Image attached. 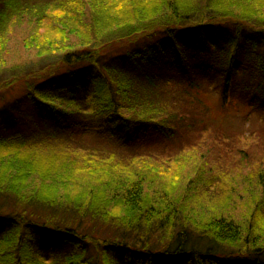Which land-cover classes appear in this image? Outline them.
I'll return each mask as SVG.
<instances>
[{"label": "trees", "instance_id": "16d2710c", "mask_svg": "<svg viewBox=\"0 0 264 264\" xmlns=\"http://www.w3.org/2000/svg\"><path fill=\"white\" fill-rule=\"evenodd\" d=\"M22 19L47 56L0 73V264H264L260 184L240 221L226 195L184 206L213 188L222 117L264 136V0H0V67Z\"/></svg>", "mask_w": 264, "mask_h": 264}, {"label": "rangeland", "instance_id": "374dc122", "mask_svg": "<svg viewBox=\"0 0 264 264\" xmlns=\"http://www.w3.org/2000/svg\"><path fill=\"white\" fill-rule=\"evenodd\" d=\"M56 15L58 14L53 13L54 17H57ZM14 18L16 17L10 18L8 25L17 23L18 20ZM33 28L34 20L31 22L30 19H22L21 23L12 28L11 32L6 37V40L4 41V49L1 54L2 63L0 67V73H3L4 75H2L3 78L1 79V81L4 80L2 83L3 85L11 84L12 79L22 73H25L23 69L28 66H33V68L36 69L37 62L47 56L46 55L40 58L41 55L30 37L32 35ZM34 39L38 44H40V41L36 37ZM65 45L67 48H76L79 46V42L74 37L71 39L68 38ZM204 79L205 81L211 82L207 78ZM168 87V90L170 91L174 88L173 84H169ZM17 92L18 90H15L12 94L15 95ZM1 94L6 95L7 98L5 101L0 99V114H2L0 119V128H2L1 122H5L1 121L2 117L8 112L6 107L9 106L10 101L14 98L13 96L9 97V94L4 90L0 91V95ZM212 94L214 96L216 95L215 92H212ZM183 110L185 111V109ZM244 113L245 110L242 107H238L230 112L229 115L220 119V121H224V123L220 122L221 127L226 129L228 132V134L224 133V137H230V141L224 142L220 140L217 144H214L211 159L208 158L204 161L207 163L206 167L211 166L217 173V175L213 178V188L196 194L194 198L192 197L195 193L192 192L188 196V199H190L189 202L184 203L185 207L190 209L192 208V210L196 212L194 217L201 215L202 209H211L212 207H207V205L211 204L209 202L217 201L219 198L226 195L228 196L226 204H229L228 215L231 214L234 216L236 221H240L243 218L244 213L247 211V206L251 200L250 198L252 192L259 184L261 191H259L258 194L260 197L264 198V141L262 142V139L264 140V136L263 138L261 137L262 139L255 138L257 135L255 134V130L261 127L263 121L260 116L253 115L249 118L247 123L244 124ZM102 121L105 122V128H111V125H106V123H108L106 118ZM149 126L152 127V125ZM142 129L143 128L140 130ZM140 130L137 132L134 127H130L127 137H130V139L135 138L143 140V134H138ZM88 134L89 132L87 131L86 136ZM137 134L139 137H136ZM34 135L36 137L44 136L45 131H43V129L41 131H36ZM236 136H240V139H234ZM127 139L130 143V139ZM227 149L233 153L232 158H228L225 154ZM218 154L221 156L218 157ZM226 158L228 159L226 160ZM189 160L190 159H188L186 163ZM185 166V169H181V166H177L175 171H178L179 173L185 172L182 173V175L185 174L184 178L186 180V177L190 176V168H192V165L186 164ZM259 170H261L262 173H259ZM34 178L35 177L28 178L26 183L27 192L25 193L29 194L32 192V187L36 183ZM219 178H221V180H219ZM221 183L225 185L226 193L218 191L219 189L217 187H220ZM60 193H62L61 190ZM235 249L238 250L240 247H235Z\"/></svg>", "mask_w": 264, "mask_h": 264}]
</instances>
